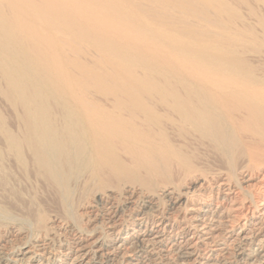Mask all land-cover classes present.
Segmentation results:
<instances>
[{
  "label": "bare ground",
  "instance_id": "bare-ground-1",
  "mask_svg": "<svg viewBox=\"0 0 264 264\" xmlns=\"http://www.w3.org/2000/svg\"><path fill=\"white\" fill-rule=\"evenodd\" d=\"M142 257L264 264V0H0V264Z\"/></svg>",
  "mask_w": 264,
  "mask_h": 264
},
{
  "label": "rangeland",
  "instance_id": "rangeland-1",
  "mask_svg": "<svg viewBox=\"0 0 264 264\" xmlns=\"http://www.w3.org/2000/svg\"><path fill=\"white\" fill-rule=\"evenodd\" d=\"M214 157H215V156H214ZM210 159H212V158H210ZM74 181H75V180H74ZM39 194H40V193H39ZM47 196L49 197V195H46V197L42 198V200H46V201H47V204L49 205V208H51V209H53V210H54V209H55V210H58L57 208H60V207H58V203L56 204V201H57V200H55V199L53 200L54 197H53V198H52V197H49V198L52 199V203L54 202V203L56 204V205H55V204L53 203V204H54V205H53V204L51 203V200H49V198H48ZM85 198H86V197H85ZM81 200H82V199H81ZM122 200H123L122 197H120V198L117 199L116 201L120 204V203H122ZM75 204H77V203H75ZM75 204H74V206H73L74 209H75L76 206H77V205H75ZM50 205H51V206H50ZM96 205H97V204L94 205L95 207L93 206V209H92L93 211H92V213H95V214L101 215L102 212H103V210L105 209L106 206H105V207H104V206H101V205H103V204H101V205L98 204L97 206H96ZM100 206H101V207H100ZM95 208H96V209H95ZM75 211H76V210H75ZM80 212H81V209H79V207H78V209H77V213H79V215L82 216V217L84 216V218H82V223H83V222H84V219H85V214H83V213L81 214ZM78 218H79V217H78ZM78 220H79V219H78ZM78 220H77V221H78ZM80 220H81V218H80ZM80 220H79V221H80ZM79 224H80V223H79ZM142 259H143V260H142ZM141 260L143 261V263H142V261H141L140 264H153L150 260H148V258H145V257L143 258V257H142ZM146 260H147V263H146ZM149 261H150V262H149Z\"/></svg>",
  "mask_w": 264,
  "mask_h": 264
}]
</instances>
